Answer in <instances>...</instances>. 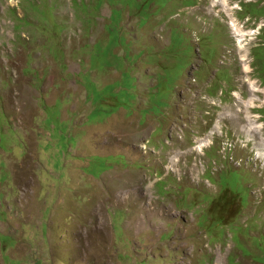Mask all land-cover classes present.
I'll list each match as a JSON object with an SVG mask.
<instances>
[{
  "label": "rangeland",
  "instance_id": "374dc122",
  "mask_svg": "<svg viewBox=\"0 0 264 264\" xmlns=\"http://www.w3.org/2000/svg\"><path fill=\"white\" fill-rule=\"evenodd\" d=\"M152 1L0 0V264H264V0Z\"/></svg>",
  "mask_w": 264,
  "mask_h": 264
},
{
  "label": "trees",
  "instance_id": "16d2710c",
  "mask_svg": "<svg viewBox=\"0 0 264 264\" xmlns=\"http://www.w3.org/2000/svg\"><path fill=\"white\" fill-rule=\"evenodd\" d=\"M161 1V0H160ZM155 2V0H153L152 2H151V4L152 3H154ZM91 4H93L92 5V8H94V9H100L101 8V6L103 5V0H100V2L99 3H97V0H91ZM84 6H86V8H83V10H86V11H88L89 10V8L91 7V6H88L87 4H84ZM15 10V9H14ZM26 15H24L22 18H17V19H19V20H22L24 17H25ZM17 28H18V26H17ZM264 34V33H263ZM255 57H256V66L257 67H259V69L257 70V73L261 76V78L263 79V81H264V52H262V51H256L255 52ZM218 204V202L216 201V199H213V201L211 202V204H210V206H211V208L209 209V211H208V215H211V213L213 212V213H215V209H217L218 210V212L217 213H219V214H225V209L227 208L226 206H224V207H222V206H219V205H217ZM229 212V210H227V213ZM212 213V214H213Z\"/></svg>",
  "mask_w": 264,
  "mask_h": 264
},
{
  "label": "built area",
  "instance_id": "2783aa9c",
  "mask_svg": "<svg viewBox=\"0 0 264 264\" xmlns=\"http://www.w3.org/2000/svg\"><path fill=\"white\" fill-rule=\"evenodd\" d=\"M236 6V5H235ZM234 7V6H233ZM232 7V8H233ZM237 10H241V7H240V5H237ZM233 9H235V8H233ZM247 20H249V25L251 24V23H253V21L250 19V18H247ZM262 28H264V21L263 20H258V21H255L254 22V26H250V29L248 30V32L251 34V35H253L254 37H256V38H258L259 36H260V34H261V31H262ZM243 36H244V40H246V37H247V32H243L242 31V33H241ZM251 37V36H250ZM253 88H251V90H252ZM253 91V90H252ZM226 151H225V154L227 155V152L228 151H232L233 150V146L231 145V144H227L226 145Z\"/></svg>",
  "mask_w": 264,
  "mask_h": 264
},
{
  "label": "clouds",
  "instance_id": "9594fccd",
  "mask_svg": "<svg viewBox=\"0 0 264 264\" xmlns=\"http://www.w3.org/2000/svg\"><path fill=\"white\" fill-rule=\"evenodd\" d=\"M230 3H232L233 4V6H235V5H239V3H237L235 0H234V2H230L229 0H224V4L226 5V6H228V7H230ZM237 11H239V13L241 12V10H237ZM227 27L229 28V32H230V27H229V25H227ZM263 33H264V28H262V31H261V34H260V36L258 37V39L261 37V36H263ZM199 40V39H198ZM199 45V44H198ZM254 72H255V75L256 76H258L259 74L257 73V70L255 71L254 70ZM261 79V78H260ZM253 91L255 90L256 92H264V81H263V79H262V82L260 83V85H257L255 88H253L252 89Z\"/></svg>",
  "mask_w": 264,
  "mask_h": 264
}]
</instances>
